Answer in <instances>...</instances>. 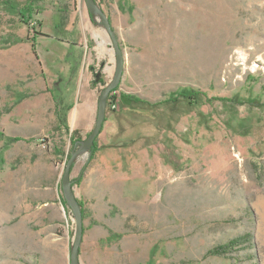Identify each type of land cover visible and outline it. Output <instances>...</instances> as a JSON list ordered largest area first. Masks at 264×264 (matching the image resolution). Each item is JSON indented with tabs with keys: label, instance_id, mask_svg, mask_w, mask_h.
<instances>
[{
	"label": "rangeland",
	"instance_id": "374dc122",
	"mask_svg": "<svg viewBox=\"0 0 264 264\" xmlns=\"http://www.w3.org/2000/svg\"><path fill=\"white\" fill-rule=\"evenodd\" d=\"M3 1L0 264H48L51 252L61 254L68 229L71 264L75 215L63 205L51 237L47 215L53 201L47 193L58 187L63 196L62 177L76 146L68 148L64 134L55 133L45 80L56 88L75 84L86 0L79 6L77 0H43L27 22ZM96 2L112 18L126 58L123 81L112 95L159 103L192 89L232 100H202L190 111L119 105L117 111L134 121L146 120L147 137L109 156L110 167L95 166L93 172L96 162L88 165L92 153L85 151L72 170L81 202V177L93 172L91 178L120 182L109 188L117 190L119 203L111 205L115 228L101 258L111 264H264V0ZM90 20L104 56L94 82L100 97L114 80L117 55L98 13ZM110 127L109 121L99 138ZM128 175L143 186H125ZM233 242L226 253H211ZM89 259L83 258L85 264Z\"/></svg>",
	"mask_w": 264,
	"mask_h": 264
},
{
	"label": "crops",
	"instance_id": "0c3cea01",
	"mask_svg": "<svg viewBox=\"0 0 264 264\" xmlns=\"http://www.w3.org/2000/svg\"><path fill=\"white\" fill-rule=\"evenodd\" d=\"M81 1L82 0H77L78 6L83 3V1ZM85 5L87 7V4ZM101 6V8L105 10V7L103 5ZM90 15L91 13L87 7V11L83 12L82 18L84 36L81 41L82 54L80 57L81 60L79 72L77 73V79L74 82L75 84L73 85V83L70 82V84H68L67 82V84L65 83V85H61V88H56V83L52 85L48 77H46L45 80L46 89L54 105L53 121L55 124L53 128L55 129V133L64 134L68 148L70 146H76V144H78L80 141H83V139L87 138L91 134L96 126L99 110V95L97 91L98 85H96L94 82L99 80L95 79V76L98 74L100 63L102 59H104V56L102 57L100 53L101 43L99 42V39L101 36L98 34L97 28L94 30L91 24ZM107 17L110 19L112 27H114L112 18L109 15ZM47 71L48 70L44 69V74L47 73ZM103 72H109V68L106 67ZM63 108H66V110H63ZM58 111H65V124H62V121L59 120ZM111 127L105 130L103 138H98V151L96 152L94 159L91 161V163L94 161L96 162V164H94L93 172H96L95 166L96 168L100 167V165L110 167L109 165H111V160H108L109 156L116 155L119 151L120 153L123 152V148L107 147L109 145L108 136ZM99 139H102V141L100 140L99 142ZM125 149L128 150L129 148ZM132 158L133 156L130 157V161ZM117 160L118 158H116V161ZM130 165L133 168V162L130 163ZM92 173H90V177L88 178H85V175V177L80 182L83 200L82 202L81 200L79 202L83 204L85 211L84 237L80 250V263L85 264L83 258L86 255H89L91 259H89L90 264H111L106 257L105 259L101 258V250L104 248L105 251L108 250V246L112 237L111 232L114 231L115 228V218L112 214L113 212L111 205L113 203H119L118 193L116 192L117 190H110L109 188L117 186L120 182H110L112 180H107L101 177L91 178ZM123 183L125 186L129 187L143 186L140 180H134L131 178V175L128 178L123 179ZM93 187H96L97 190L88 189ZM86 188L87 190L92 191L90 192L91 194H86L88 193ZM47 196H51L53 201L51 204V214L47 215L50 221L48 231L51 237H55V231L58 229L59 222L62 219L61 212L64 211L63 205L66 206V208H68V206L62 194H59L58 187L56 189L52 188L49 194L47 193ZM92 197H96V201L92 202L90 199ZM88 199L90 203H88ZM141 201L142 199L137 202ZM87 206L89 207V211L91 213L90 216L87 215L89 213L87 212ZM43 218H46V216H43ZM116 232L117 231L114 233ZM122 233L124 232L122 231ZM71 234L72 232L68 229L65 236L62 237V243L60 245L61 254L56 255L51 252L50 257L52 261H50L48 264H70L66 257L67 250L69 249L70 245ZM124 240H127L126 236L121 239V241ZM135 249L138 250L139 246L135 245ZM141 249L142 247L140 246V252L142 251ZM56 259L57 261H55Z\"/></svg>",
	"mask_w": 264,
	"mask_h": 264
},
{
	"label": "trees",
	"instance_id": "16d2710c",
	"mask_svg": "<svg viewBox=\"0 0 264 264\" xmlns=\"http://www.w3.org/2000/svg\"><path fill=\"white\" fill-rule=\"evenodd\" d=\"M43 0H28L27 3L24 5H19L18 3L11 2L10 0H4V6L10 8L13 11H17L19 16L23 19V22H27V18H30L31 14L33 13L34 7L36 4L41 3ZM118 91V89L114 90L111 93V96L108 99L107 103V119L106 122H111L112 127L109 131V148H127L130 147L131 144L135 143L137 140L146 138L147 134L151 131L150 127L148 128L144 124L146 120L140 119V122L134 121L130 115L126 113H121L115 109H113V104L118 101L119 105H124L125 107H141L153 110L154 112L160 111L161 109H168L169 111H175L176 109L179 110L181 108L185 109L186 111H190L194 107L198 106V104L203 100L205 102H212V101H222V102H231L232 100L229 98H209L206 93L200 92L198 90H186L182 91L178 94L176 98H172L170 100H166L159 103H153L142 98L136 97L131 94L121 93L120 96L112 95L114 92ZM139 117V116H138ZM58 118L62 121V124H65L66 120V113L65 111L59 112L58 111ZM147 127V128H146ZM129 131H134V135L131 138H127L126 135ZM12 142H19L20 138H14L11 140ZM97 141L95 147L91 151V158L90 163L94 159L97 149ZM71 157V156H70ZM69 157V159H70ZM68 159V160H69ZM89 163V164H90ZM88 164V165H89ZM87 168V167H86ZM85 168V169H86ZM83 177L79 179L78 182H81ZM83 211V215L85 217V211L83 204L80 203ZM231 245H227L226 247H220L215 252H211L212 254H219L222 255L226 253V250L230 249L229 247L235 245V243H230ZM227 250V251H228Z\"/></svg>",
	"mask_w": 264,
	"mask_h": 264
},
{
	"label": "water",
	"instance_id": "95a60500",
	"mask_svg": "<svg viewBox=\"0 0 264 264\" xmlns=\"http://www.w3.org/2000/svg\"><path fill=\"white\" fill-rule=\"evenodd\" d=\"M86 4L92 15L98 13L112 39L113 46L117 55V70L114 80L103 90L99 97V110L95 128L84 141H80L78 144H76V147L72 151L71 157L68 160L64 175L62 177V193L68 207L71 208L72 212L75 215L77 225L76 234L71 249V264H81L80 250L84 237V215L80 202L75 193L74 182L72 180V170L80 155H82L85 151H92V149L95 147L96 140L101 135L107 119L108 99L111 93L119 86H121L126 69L125 54L118 40V36L114 28L112 27L110 19L106 16L102 8L97 4L96 0H86ZM79 144H81V147H78Z\"/></svg>",
	"mask_w": 264,
	"mask_h": 264
},
{
	"label": "built area",
	"instance_id": "2783aa9c",
	"mask_svg": "<svg viewBox=\"0 0 264 264\" xmlns=\"http://www.w3.org/2000/svg\"><path fill=\"white\" fill-rule=\"evenodd\" d=\"M113 109H115V110L119 109L118 101L113 104Z\"/></svg>",
	"mask_w": 264,
	"mask_h": 264
}]
</instances>
